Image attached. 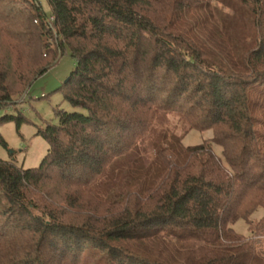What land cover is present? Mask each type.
<instances>
[{
    "label": "trees",
    "instance_id": "1",
    "mask_svg": "<svg viewBox=\"0 0 264 264\" xmlns=\"http://www.w3.org/2000/svg\"><path fill=\"white\" fill-rule=\"evenodd\" d=\"M46 1L0 0V110L70 54L86 114L0 159V264H264V0Z\"/></svg>",
    "mask_w": 264,
    "mask_h": 264
},
{
    "label": "rangeland",
    "instance_id": "2",
    "mask_svg": "<svg viewBox=\"0 0 264 264\" xmlns=\"http://www.w3.org/2000/svg\"><path fill=\"white\" fill-rule=\"evenodd\" d=\"M44 10L49 13L50 7L46 0H40ZM76 67L75 60L70 54L65 55L60 62L38 78L30 87L23 99L14 107L0 110V117L13 115L16 118L22 117L24 121L20 128L16 121L0 125V139L4 140L7 148L0 142V159L3 161L14 160L17 165L25 168H37L47 154L49 145L39 135V131L46 127V124H58L56 117L57 110L69 113L80 112L86 114L81 108L72 106L65 100L62 93V86L69 79ZM183 131L178 130V134ZM212 137V131L199 132L191 131L184 139L185 147L197 145ZM217 152L221 150L217 147ZM259 210L253 219L259 220L263 216ZM233 228L236 232L249 236L248 225L244 221L237 222ZM260 251L264 252V242H260ZM83 264H107L104 256L99 251L88 247L84 254Z\"/></svg>",
    "mask_w": 264,
    "mask_h": 264
},
{
    "label": "water",
    "instance_id": "3",
    "mask_svg": "<svg viewBox=\"0 0 264 264\" xmlns=\"http://www.w3.org/2000/svg\"><path fill=\"white\" fill-rule=\"evenodd\" d=\"M67 82V81H66Z\"/></svg>",
    "mask_w": 264,
    "mask_h": 264
}]
</instances>
